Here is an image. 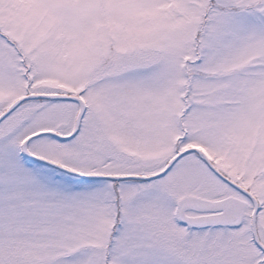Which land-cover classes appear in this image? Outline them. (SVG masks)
<instances>
[{
    "label": "snow or ice",
    "instance_id": "6c2138e0",
    "mask_svg": "<svg viewBox=\"0 0 264 264\" xmlns=\"http://www.w3.org/2000/svg\"><path fill=\"white\" fill-rule=\"evenodd\" d=\"M0 264H264V0H0Z\"/></svg>",
    "mask_w": 264,
    "mask_h": 264
}]
</instances>
